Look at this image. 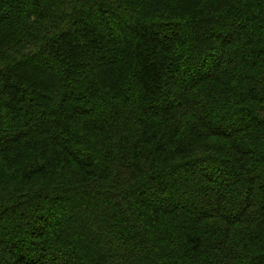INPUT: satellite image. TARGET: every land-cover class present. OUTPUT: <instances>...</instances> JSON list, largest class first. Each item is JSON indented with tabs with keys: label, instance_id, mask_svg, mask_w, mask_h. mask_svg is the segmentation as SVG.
<instances>
[{
	"label": "trees",
	"instance_id": "obj_1",
	"mask_svg": "<svg viewBox=\"0 0 264 264\" xmlns=\"http://www.w3.org/2000/svg\"><path fill=\"white\" fill-rule=\"evenodd\" d=\"M0 264H264V0H0Z\"/></svg>",
	"mask_w": 264,
	"mask_h": 264
}]
</instances>
